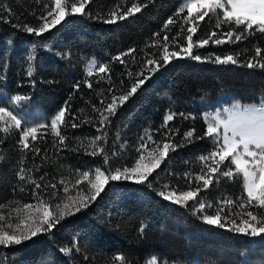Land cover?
<instances>
[{
    "label": "trees",
    "instance_id": "1",
    "mask_svg": "<svg viewBox=\"0 0 264 264\" xmlns=\"http://www.w3.org/2000/svg\"><path fill=\"white\" fill-rule=\"evenodd\" d=\"M72 2L63 0L68 15L37 37L13 25L39 27L45 22L40 17L50 22L47 13L55 8V0H0V7L6 9L0 21V107L21 121L17 128L7 117L0 120V162L11 164L19 158L18 150L23 148L19 139L29 127L37 129L35 139L30 136L27 143L40 151L35 164L43 170L42 183L56 167L95 173L100 166L106 174L115 168L134 167L139 158L136 149L149 136L161 145L183 146L169 152L149 177L151 186L148 182L109 181L95 201L66 215L51 232L39 233L19 245H0V264H264V240L203 222V215L215 214L218 207L225 210L222 220L229 216L238 223L247 218L246 210L258 218L264 214L255 201L245 209L238 206L247 201L242 174L235 173L232 166L233 178L221 177L219 182L213 178L207 189L200 187L203 181L196 180L212 165L210 158L200 159L214 149L213 140L204 137L205 117L223 106L259 105L264 98V69L245 66L250 58L264 60V35L254 33L223 45L210 39L203 48L193 49L204 62L173 58L148 73L145 62L162 56L165 34L169 51L186 45V28L192 26L185 22L186 0H89L83 15L71 14ZM75 2L79 5L80 0ZM133 4L141 11L119 19ZM113 14L116 23L103 22ZM169 18L174 24L164 29ZM222 19L221 10L209 12L199 21L193 40L208 38L213 31L222 36L232 27H217ZM256 47L261 48V57L255 56ZM225 55H233L238 64L207 62L209 57ZM117 56L125 63L116 60ZM90 62H97L91 75L86 70ZM101 66L106 68L104 73L99 72ZM142 70L149 79L123 105L118 102L116 114L104 126L106 136L96 142L95 148L104 151L89 155L94 150L93 138L100 135L97 109L102 110L101 101L106 105L113 94H126L133 80L143 79ZM17 95L26 99L16 102ZM61 110H66L64 121L53 130L51 120ZM168 114L174 119L165 128ZM73 123L78 127L73 128ZM193 129L194 136L186 139L184 133ZM57 131L65 137L63 145ZM166 131L170 140L163 135ZM146 142L152 145L151 140ZM105 153L109 155L107 166L103 164ZM228 164L225 161L221 169ZM0 180L2 187L8 185L6 170H0ZM164 185L168 186L166 192L200 191L196 200L175 205L159 196ZM9 196L5 187L0 200ZM199 203L206 205L202 212L196 210Z\"/></svg>",
    "mask_w": 264,
    "mask_h": 264
},
{
    "label": "snow or ice",
    "instance_id": "2",
    "mask_svg": "<svg viewBox=\"0 0 264 264\" xmlns=\"http://www.w3.org/2000/svg\"><path fill=\"white\" fill-rule=\"evenodd\" d=\"M89 0H80L79 5L73 0L71 3V14H85V6ZM187 8V20L186 23H190L192 26L186 28L188 33L186 36V45H178V51H169L168 47V36L164 35V45L163 54L157 59H148L145 62V69L148 73H152L160 67L166 66L171 59H181L190 58L197 62L202 61L201 55L194 54V47L203 48L209 44V40L216 45H223L226 43H236L254 33H259L264 35V0H186ZM217 10H221L223 19L217 24L220 27L221 24L232 25V27L227 28L222 36H217V33L213 31L208 38L202 40H193V36L197 32L199 21H203L205 17L209 15V12L216 13ZM6 11L3 7H0V21L4 20L3 13ZM141 7L135 4L128 8L127 11L119 15V19L123 20L127 16H131L134 13L140 12ZM11 12L8 11L9 22H11ZM68 15L66 7L63 0H55V8L48 11L47 16L52 17L51 21L47 20V17H40L44 19L45 22L39 27H32L26 25H13L15 27H20L22 30L29 34H35L39 37L42 33L47 32L49 28H54L56 25L60 24ZM195 16V19H194ZM107 24L116 23L115 14L112 17L105 19L103 21ZM174 20L169 18L164 24V29H168L169 25H173ZM237 29L239 31H237ZM157 35H159L157 33ZM214 38V39H213ZM175 44V40L172 42ZM134 50H129L132 52ZM255 56L261 57L262 50L260 47L255 48ZM32 59V56H29ZM116 60L120 63H125V61L117 56ZM162 60V63H161ZM207 62L215 63L217 65H237L238 60L234 58L233 55L215 56V58L209 57ZM155 65V67H148ZM249 69L261 68L264 69V60L253 62V59H249L245 65ZM106 68L99 67V72L104 73ZM31 76V68L28 72ZM91 75V70L89 71ZM131 76L132 74L129 73ZM139 75L143 76V79L133 80L131 87L127 90L126 94H120L119 96L113 94L111 101L105 105L102 100L101 105L102 110L97 109L100 112V127L97 129L100 135H97L92 140L93 151L88 154L91 156H96L99 152H103V148L96 149V142L101 140L102 137L106 136L104 131V126L106 123H110V118L116 114L118 102L119 105H123L137 90L149 79L148 75L144 74L142 70ZM91 87V85H89ZM111 92V89H109ZM26 99V97L17 95L14 97L16 102ZM65 111L61 110L54 119L51 120V128L53 130L57 129L58 122H63L65 118ZM183 115V114H181ZM7 117L14 122L15 127H21V121L11 111L6 110L4 107H0V120H4ZM75 119V118H74ZM174 119L173 114H168L164 118L163 127L167 128L168 122ZM207 128L204 133V137H209L213 140L214 149L208 157L202 156L200 159L212 160V165L208 166L206 169V174H201L196 176L197 181H203L200 186L207 189L213 184V178L216 182H219L221 177L233 178L234 171L237 174H242L243 187L246 191L247 201L241 202L238 206L241 209H245L246 205H250L253 201L258 202L261 209H264V98H261L259 105L251 104L241 106L240 104H233L230 108H225L223 114L215 113L211 117H205ZM73 128L78 127L76 123L71 125ZM7 131V128L4 129ZM194 129L189 130L184 133V137L192 138L194 136ZM37 129L35 127H29L22 131L19 139V143L24 149L29 147L27 143L28 137H33L35 139ZM56 135L60 137L59 143L64 144L65 137L60 135L57 131ZM166 139H171L169 132L163 133ZM204 137H200L201 139ZM151 140L152 145L149 146L146 141ZM183 146L182 144H174L171 142H163L162 145L157 143L152 139L151 136L142 140L140 145L137 147L136 151L139 154V158L135 160L134 167H123L115 168L113 172L106 174V171H102L100 166L95 168V178L94 180H89V171L84 170L82 172V179L88 181L90 184L91 195L88 197L79 196L78 198L69 197L71 201L70 204L66 203L62 208H59L57 213L50 211L47 205L43 206V211L40 212V208L37 207V213L32 214L26 218V220L21 221L20 225H17L18 234H9L8 232H0V245H19L22 241L30 240L36 237L39 233L51 232L56 225L65 218L66 215H71L73 212H80L81 209L87 208L89 203L95 201L98 196L105 190V186L109 181H131L137 185L145 184L148 182V186H151L152 181L149 177L156 172L157 169L161 167V163L166 160L169 156L170 151L176 150L177 147ZM39 152V150H36ZM147 152V156L144 152ZM158 153V155H157ZM218 158V159H217ZM229 161V164L225 166V169H221V165ZM103 164L105 166L109 165V155L105 153ZM234 166V171L233 167ZM23 171V169L21 170ZM19 179L23 181L25 177L20 175ZM43 179V177H41ZM81 181L77 180L79 184ZM36 189H40L42 186L40 184H35ZM53 189L56 188L55 184H52ZM168 186L164 185L159 191V196L163 198L164 201H170L175 205H186L189 201L196 200L200 188L189 191H182L179 194L175 190H168ZM67 191V188H65ZM55 195V193H53ZM231 204L232 201H221V204ZM34 206L31 203L24 205L25 209H31ZM206 205L204 203H199L196 210L202 212ZM209 207H211L209 205ZM224 208L218 207L215 214L203 215V222L210 226H217L221 229H227L228 231H233L236 233L244 234L252 238H261L264 240V214L258 218L252 210H246L244 216L247 218H242L239 223L236 219H231L229 216H222L224 214ZM2 219V217H0ZM230 225V227L228 226ZM11 227V225H9ZM143 232V228H141ZM61 251L67 253L69 249H61ZM120 260L121 257H116ZM151 264H155L152 261Z\"/></svg>",
    "mask_w": 264,
    "mask_h": 264
},
{
    "label": "rangeland",
    "instance_id": "3",
    "mask_svg": "<svg viewBox=\"0 0 264 264\" xmlns=\"http://www.w3.org/2000/svg\"><path fill=\"white\" fill-rule=\"evenodd\" d=\"M96 66L97 62H90L86 67L87 73L90 70L92 73ZM231 106H223L215 112H210V114L214 115L218 112L223 114V110ZM30 147L28 150L20 148L18 150L20 152L19 158L11 164L0 162V170H6L8 180V185L3 184L2 187L0 184V192L5 187L10 192L8 198L0 200V217H2L0 219V232H8L10 235L18 234L17 225L23 227L21 221L26 220L32 214H39L37 213V207L42 212L43 206L47 205L50 211L57 213L59 208H62L64 204L71 203L68 199L69 197L74 199L79 196L88 197L91 195V191H94H90L89 182L82 179V172L84 170L73 167H56L51 176L42 183L40 180H42L41 177L44 174L43 170L35 164L36 155L40 151H36L38 146ZM22 169L23 171H21ZM20 175L25 177L23 181L19 179ZM94 178L95 173L89 172V180H94ZM77 180L81 182L78 184ZM37 183L42 186L40 189H36L35 184ZM52 184L56 185L55 189L51 187ZM65 188H67V191H65ZM27 203H31L34 207L25 209L24 205Z\"/></svg>",
    "mask_w": 264,
    "mask_h": 264
}]
</instances>
